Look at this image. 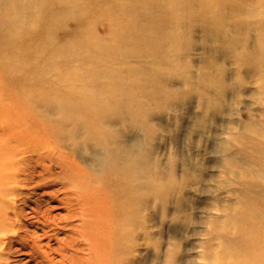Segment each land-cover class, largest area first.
Listing matches in <instances>:
<instances>
[{
	"label": "bare ground",
	"instance_id": "bare-ground-1",
	"mask_svg": "<svg viewBox=\"0 0 264 264\" xmlns=\"http://www.w3.org/2000/svg\"><path fill=\"white\" fill-rule=\"evenodd\" d=\"M159 3L0 0V264L22 262L10 261L16 251L25 264H128L156 187L131 63L145 57L147 34L162 33ZM262 41L254 61L264 72ZM256 150L264 171V144ZM261 189L229 218L235 240L210 264H264ZM27 196L36 199L24 213L17 201Z\"/></svg>",
	"mask_w": 264,
	"mask_h": 264
},
{
	"label": "rangeland",
	"instance_id": "rangeland-1",
	"mask_svg": "<svg viewBox=\"0 0 264 264\" xmlns=\"http://www.w3.org/2000/svg\"><path fill=\"white\" fill-rule=\"evenodd\" d=\"M159 1L162 33L147 34L138 45L145 57L131 63L142 106L128 104L152 147L156 187L142 202L127 263L210 264L235 240L226 235L235 234L229 218L264 185L256 150L264 144V72L254 61L264 0ZM31 197L17 201L24 213ZM60 204L49 203L60 208L53 214L66 213ZM30 223L24 218L22 228L36 232ZM29 259L16 251L10 261Z\"/></svg>",
	"mask_w": 264,
	"mask_h": 264
}]
</instances>
